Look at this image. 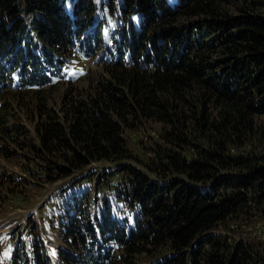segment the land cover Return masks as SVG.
Returning a JSON list of instances; mask_svg holds the SVG:
<instances>
[{
    "label": "trees",
    "instance_id": "1",
    "mask_svg": "<svg viewBox=\"0 0 264 264\" xmlns=\"http://www.w3.org/2000/svg\"><path fill=\"white\" fill-rule=\"evenodd\" d=\"M107 1L111 31L93 0H0V158L28 150L49 183L111 162L135 209L130 222L74 200L57 264H264V239L229 232L264 225V0ZM102 50L52 107L63 72ZM144 121L162 129L139 161L124 133ZM36 225L10 264H53Z\"/></svg>",
    "mask_w": 264,
    "mask_h": 264
},
{
    "label": "rangeland",
    "instance_id": "2",
    "mask_svg": "<svg viewBox=\"0 0 264 264\" xmlns=\"http://www.w3.org/2000/svg\"><path fill=\"white\" fill-rule=\"evenodd\" d=\"M93 2L97 5L96 17L110 31L120 24V14L115 2L110 4L107 0H93ZM106 27L104 28L107 29ZM108 36V31H104L103 40ZM107 59L109 60V57L104 55L103 50L94 57L76 59L77 63L68 68V76L73 80V87L81 90L85 82L79 83L77 80L85 75L91 76L100 63H104ZM72 67L75 69L71 70ZM68 76L66 75L63 79L57 80L56 85L58 87H56V91L51 97V100L53 99L50 103L52 107H58L59 97L67 90L65 83L69 78ZM22 120L29 127V132L34 133L32 121L23 118ZM258 123L264 130V115L258 117ZM161 129V123L144 121L135 128L125 131L124 136L127 146L139 161H146L152 156L151 149L158 142V133ZM29 135L32 141L33 135ZM259 140L264 141V132H262ZM33 157L28 150H25L16 151L12 158L8 160L0 158V171H4L11 178H14V182L9 185H0V264H10L12 251H20L23 246L22 242L27 236H21V230L36 223L40 234L43 232L42 236L47 240V246L51 253L54 254L56 245L65 246L61 241L62 226H60V221L63 220V212L69 210L74 200L82 202L84 200L83 194H87L88 200H94L93 209L97 214L103 215V212L108 208L110 211L109 216L126 217L132 222L135 209L131 210L126 207L123 200L125 197L124 181L117 178H115L116 181L110 179L112 174L109 169L113 168L111 162H92L84 170L75 172L70 177L49 183L46 181L43 171H40V165L35 164L39 161L33 159ZM123 163H130L131 166L134 163L139 168L144 169L143 166L141 167V163H136L133 160L123 161L121 164ZM27 171H31V173ZM112 172L115 173V171ZM83 174H88L90 178L88 175L84 178L80 176ZM86 191L87 193H85ZM56 216L59 217L56 218ZM229 232L231 238L236 240L242 236L264 239V225L262 223L249 226L246 230L238 228L234 233ZM145 262L146 260L141 257L138 264H146Z\"/></svg>",
    "mask_w": 264,
    "mask_h": 264
}]
</instances>
